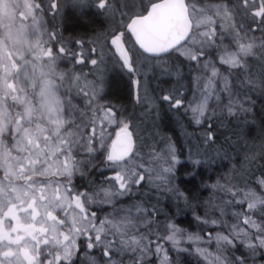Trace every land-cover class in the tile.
Instances as JSON below:
<instances>
[{
	"label": "clouds",
	"instance_id": "clouds-1",
	"mask_svg": "<svg viewBox=\"0 0 264 264\" xmlns=\"http://www.w3.org/2000/svg\"><path fill=\"white\" fill-rule=\"evenodd\" d=\"M10 3L27 37L0 25V218L10 230L13 209L37 225L21 245L32 264H264V28L241 20L264 25V0H179L183 28L158 52L130 25L159 0ZM70 13L103 18L86 64L64 63ZM117 66L180 82L164 98L183 146L154 96L110 95ZM213 121L229 129L219 140L207 131ZM121 133L129 148L114 159ZM184 161L206 169L194 186Z\"/></svg>",
	"mask_w": 264,
	"mask_h": 264
},
{
	"label": "trees",
	"instance_id": "trees-1",
	"mask_svg": "<svg viewBox=\"0 0 264 264\" xmlns=\"http://www.w3.org/2000/svg\"><path fill=\"white\" fill-rule=\"evenodd\" d=\"M233 2H235V0H233ZM102 19H103L102 17L95 15L93 13H86V14L70 13L63 21L62 39L60 46L63 47L65 42H67V45L70 43L74 44L77 41V39H81L82 41H85L87 43L89 35H91L97 30ZM242 19L248 28L254 29V27H256L253 24L254 21H252V19H249L247 15H242ZM260 28L262 30V28H264V25L261 24ZM261 30L257 28L255 32L259 33ZM72 58L74 59V57ZM148 69L150 71L151 68ZM151 72L153 74L152 79H154V82L156 83V80L160 82V80L157 79V77H159L160 75V72H157L154 69H151ZM184 72H185V77L190 81L191 71L188 69L187 66L185 67ZM126 77L122 71L114 70L108 75L107 82H108L109 92L112 97L117 99H122L126 103L131 104L133 98V86L129 76L126 75ZM173 79L174 78L172 76L167 79V81L169 82L166 85L167 89L179 85L180 82L178 81L179 83L178 82L174 83ZM157 96L159 97L157 100V105L160 115V122L162 126L167 131L172 132L173 135L176 137L178 144L183 146V139L179 134V128H178L179 121L176 119L175 111L171 109L169 100L164 98V93H161L160 95ZM259 104H260V100H258V105ZM229 124H231V122H229ZM228 130L229 129L227 127H220L215 121H213L211 123V127L207 129V131L213 132L218 140L221 137L227 135ZM197 139H199V136H197ZM189 143L191 144V141H189ZM183 163L185 166L184 169L185 171L191 172L195 169L197 173L195 176H192L190 179L185 181L186 186H194L196 185L198 179L204 178L206 169L203 165H201L197 169L195 165H190L189 162L187 161H184ZM99 176L100 175L98 173V178ZM183 222L190 224L192 221L190 217L186 216L183 218ZM0 227H2L5 230H8L6 228V221L3 218H0Z\"/></svg>",
	"mask_w": 264,
	"mask_h": 264
},
{
	"label": "water",
	"instance_id": "water-1",
	"mask_svg": "<svg viewBox=\"0 0 264 264\" xmlns=\"http://www.w3.org/2000/svg\"><path fill=\"white\" fill-rule=\"evenodd\" d=\"M130 27L136 33L140 44L151 51H160L174 43L178 31L183 28L179 0H159L153 12L134 20ZM128 148L127 135L118 134L112 143V157L118 159L126 155Z\"/></svg>",
	"mask_w": 264,
	"mask_h": 264
},
{
	"label": "rangeland",
	"instance_id": "rangeland-1",
	"mask_svg": "<svg viewBox=\"0 0 264 264\" xmlns=\"http://www.w3.org/2000/svg\"><path fill=\"white\" fill-rule=\"evenodd\" d=\"M12 9H14V7L11 6L10 0H0V25H3L5 22H7L8 27L10 29H12V32L10 34L14 35L17 39H25L27 37V32H26L25 29H22L20 27V25L22 23L19 26L18 25H16V26L12 25L11 26V23L15 21L14 20L15 12ZM87 47H88V49H90V47H92V49H93L94 45H92L91 43H88ZM91 53H93V52H91ZM86 57L89 60L92 56L90 57V55L87 53ZM64 63L65 64L68 63L66 61V59L64 60ZM114 68H119V67L117 66V67L110 68L108 73L110 71H112ZM142 76H144V77L142 78V82H141V85L139 87V95H145L147 97L154 96L156 101H157L158 98H159L157 95H160L161 93H165V92L169 91V89H167L166 85H167V83H169L167 81V79L171 77L170 75H167V74L161 75L160 74L159 77H157V79H159L161 83L158 82V80H156V83H155L154 79L151 78L152 76L150 75V77H149L147 72H144ZM177 90H179V89H177ZM153 110L156 111V108H153ZM99 175H105L106 176L107 175V170L99 173ZM12 217H13L12 225L17 224V222L19 220V222L24 224V225H34V227L31 228V229H27L26 228V230L28 232H31V233L34 234L35 231L37 230V225L36 224L29 223V222L25 221L22 217L19 216V214L16 211H15V215H13ZM11 234L13 236L16 235L15 232H13ZM30 236H32V234L31 235H27V233L25 232L24 239H26V238H28ZM3 239H7V237H5ZM7 241H8V243H7ZM7 241L1 242L0 245H4V244H8L9 245V240L7 239ZM12 258L15 259L16 257H12ZM21 261H23L22 257H21L20 261H17V264H20Z\"/></svg>",
	"mask_w": 264,
	"mask_h": 264
},
{
	"label": "snow or ice",
	"instance_id": "snow-or-ice-1",
	"mask_svg": "<svg viewBox=\"0 0 264 264\" xmlns=\"http://www.w3.org/2000/svg\"><path fill=\"white\" fill-rule=\"evenodd\" d=\"M101 3H103V0H101ZM78 45H83V41H76ZM61 51H65L63 47H61ZM83 59V57H80ZM125 63H128V58L125 55L124 57ZM95 63V61H93ZM128 67L131 68L132 65L128 64ZM179 103L180 101H176ZM126 154V153H125ZM8 216L15 215V211L13 209H10L7 213ZM34 225H24L22 223L17 222L15 226H13L10 230H5L2 227H0V241L3 240V238L7 237L9 240V246L4 248L2 245H0V264H5V258H12L16 257L17 261H20L21 257H23V261H26L27 264H32L33 256L30 252V249L27 246H21L22 242L24 240V234L20 233L21 228H27L31 229ZM15 232L16 235L13 236L11 233ZM12 245H16V247H12Z\"/></svg>",
	"mask_w": 264,
	"mask_h": 264
}]
</instances>
